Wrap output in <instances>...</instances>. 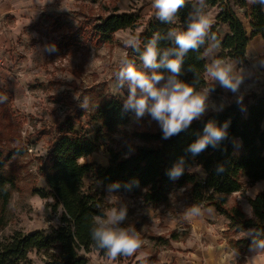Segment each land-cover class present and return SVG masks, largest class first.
I'll list each match as a JSON object with an SVG mask.
<instances>
[{
	"label": "trees",
	"instance_id": "16d2710c",
	"mask_svg": "<svg viewBox=\"0 0 264 264\" xmlns=\"http://www.w3.org/2000/svg\"><path fill=\"white\" fill-rule=\"evenodd\" d=\"M207 6H217L218 13L212 25L221 49L217 58L236 59L245 62L248 42L257 35L264 36V5L255 3L246 9L250 32L247 33L234 13V7H245L246 0H206ZM112 11L100 15L82 36L95 46L113 41V34L119 30L135 28L144 22V29L137 35L141 48L153 34H165L169 28L183 30L192 10L191 3L182 8L174 24L159 21L155 15L141 22L140 10L118 13ZM108 11V10H107ZM48 19L52 29H65L59 19L42 15ZM227 24L229 33L220 41L215 28ZM170 46L161 42V47ZM139 61L136 52L130 49ZM204 47L190 51L185 59L179 79L193 83L197 90L206 86ZM140 63V61H139ZM191 67L192 71H188ZM245 111L238 102H233L222 111L208 112L179 134L163 138L159 125L153 121L150 128L124 132L122 144L108 148V165L95 167L96 181L113 191L137 198L143 206L157 207L169 200L172 188H183L190 204L199 208H214L218 216L224 218L227 229L224 236L232 251L241 257L258 254L253 249L254 239H264V190L249 197L245 190L257 182L264 181V89L249 95ZM126 98V97H125ZM125 98L109 97L100 101L92 119L99 123V130L93 138L63 134L52 144L46 155L48 166L44 167L47 195L51 197L48 206L58 213L56 225H50L47 232L23 233L15 231L0 240V264H17L27 259L28 253L41 252L43 264H88L86 254L106 251L97 247L91 237L92 218L103 215L101 195L83 189V178L92 171V164L81 163L80 159L97 152L100 141H115L112 136L125 126L131 111H125ZM223 126L228 122L226 137L215 146L193 156L187 149L200 135L209 122ZM1 123V122H0ZM1 126V125H0ZM6 139V138H4ZM8 139V136H7ZM14 139V138H12ZM239 139L242 153L235 151V141ZM0 139V230L7 223V210L15 179L6 172L7 163L20 153L18 147L2 146ZM184 161V172L176 179L169 171L180 159ZM193 167L203 172V177L191 171ZM200 179H199V178ZM239 194L249 207L246 212L239 201L229 203V198ZM238 233H247L239 235Z\"/></svg>",
	"mask_w": 264,
	"mask_h": 264
},
{
	"label": "rangeland",
	"instance_id": "374dc122",
	"mask_svg": "<svg viewBox=\"0 0 264 264\" xmlns=\"http://www.w3.org/2000/svg\"><path fill=\"white\" fill-rule=\"evenodd\" d=\"M62 1L53 0L52 6L56 9L44 16L52 14L59 19L65 24L63 30L55 31L46 17L37 20L31 13L21 14V19H30L26 25L9 17L0 25V50L10 58L8 70L0 80V139L2 146L20 148V153L12 157L5 168L15 179V186L0 240L15 231L47 232L50 225L57 224L58 213L48 206L52 200L47 195L42 172L48 166L45 160L48 151L63 134L93 138L99 130V123L92 119L96 105L109 97L127 96V88H118L115 79L120 61L127 56L139 64L123 41L130 36L137 37L144 29L142 21L146 18L142 14L141 25L119 30L113 34L111 43L95 46L81 33L115 3L112 0H67L63 5ZM205 58L207 63L211 61L210 55ZM248 60L238 62L244 79L236 93L225 91L218 84L214 86L206 75L205 87L214 86L209 100L215 105L206 113L222 111L233 102H238L240 110L245 111L246 103L251 100L249 95L264 86V55L251 56ZM84 101L87 106L82 108ZM152 122L148 116L136 119L135 114H131L128 123L112 136L115 141H100L97 152L80 159L81 163L93 166L83 178V189L101 195L104 214L112 209H126L127 218L119 226L135 228L140 238L148 241L132 256H118L114 261H110L106 253L92 251L86 254L88 264H182L178 253L189 250L182 242L191 227L186 211L193 205L183 188H172L165 204L150 207L143 206L137 198L100 185L95 179V167L108 165L107 149L121 145L124 132L148 129ZM196 170V167L191 169L199 176ZM262 190L264 181L247 187L245 195L252 197ZM235 200L249 211L247 202L239 194L232 195L229 203ZM42 259L41 252L32 251L26 260L17 264H43Z\"/></svg>",
	"mask_w": 264,
	"mask_h": 264
},
{
	"label": "clouds",
	"instance_id": "9594fccd",
	"mask_svg": "<svg viewBox=\"0 0 264 264\" xmlns=\"http://www.w3.org/2000/svg\"><path fill=\"white\" fill-rule=\"evenodd\" d=\"M250 2L264 5V0ZM189 3L192 10L188 14L185 29L169 28L163 35L155 33L143 48L139 37L126 38L124 46L138 54L140 63L125 56L115 73L117 87H126L128 90L123 101L124 110L133 112L136 119L150 117L159 125L164 139L187 129L209 107H215L209 96L216 84L225 91L236 93L244 79L232 62L222 58L211 59L205 65L207 78L214 84L212 87L197 90L193 83L179 79L184 59L190 51L198 52L204 47V56H209L219 47L215 33L211 32L214 18L206 11V0H151L155 17L166 24H174L177 13ZM161 42H167L170 46L161 47ZM188 71H192V68L189 67ZM80 106L86 107L87 102H81ZM227 127L228 122L217 126L209 121L204 126L203 134L187 150L195 156L209 144L215 146L226 137ZM183 164L181 158L170 169V178L176 179L183 174ZM115 187L110 186V189ZM200 211L198 206L193 205L186 211V217L197 216ZM126 218L127 210L124 208L119 211L112 209L110 213L92 218V240L98 248L106 251L110 261L118 256H132L142 245L148 244V241L140 238L135 228L119 226ZM253 249L258 254H264V239H254Z\"/></svg>",
	"mask_w": 264,
	"mask_h": 264
},
{
	"label": "crops",
	"instance_id": "0c3cea01",
	"mask_svg": "<svg viewBox=\"0 0 264 264\" xmlns=\"http://www.w3.org/2000/svg\"><path fill=\"white\" fill-rule=\"evenodd\" d=\"M112 1L115 3L114 5L117 7L118 13L140 10V15L142 14V16L147 19L149 16H153L155 12V10L151 7V0ZM65 2H67V0H63L62 4L65 5ZM52 3L53 0H0V25L5 17L15 19L14 22L20 23L21 25H26L30 19L25 20L23 17V19H21V14L27 15V13H31L32 16H36V19L39 20L42 15L49 14L50 11H54L56 9L52 6ZM254 4L255 3H251L250 0H246L245 7H234V13L242 23L247 33L250 32L249 19H247L244 14L246 9L250 8ZM110 11H107L106 15L109 14ZM206 11L211 13L215 21L218 13V7L207 6ZM215 32L218 34L220 41H222L229 33L228 25H217ZM220 51L221 49L218 47L210 55L211 59L217 58ZM257 55H264V36L261 35L254 36L248 42L245 49V62L249 61V57ZM225 60L235 64L238 71L242 69H239L241 66H239L237 60ZM259 89L258 90L260 92L264 89V86H261ZM258 90H256V93H259ZM235 151L237 154L242 153V145L239 139L235 141ZM196 171L201 177H203L202 170L197 168ZM200 209L201 211L199 215L188 216V224L191 227L182 244L189 250L182 254L178 253L179 262L182 264H264V254H252L241 257L232 251L223 233L227 229V221L222 217L220 218L212 207ZM222 219L223 223L221 224ZM246 234L247 233H238L236 237Z\"/></svg>",
	"mask_w": 264,
	"mask_h": 264
},
{
	"label": "built area",
	"instance_id": "2783aa9c",
	"mask_svg": "<svg viewBox=\"0 0 264 264\" xmlns=\"http://www.w3.org/2000/svg\"><path fill=\"white\" fill-rule=\"evenodd\" d=\"M7 55L4 54V52H2L0 50V80L2 79V77L6 73V71L8 70V69H6L7 68V63H8V58H9V57H7ZM222 229H224V228H222Z\"/></svg>",
	"mask_w": 264,
	"mask_h": 264
}]
</instances>
